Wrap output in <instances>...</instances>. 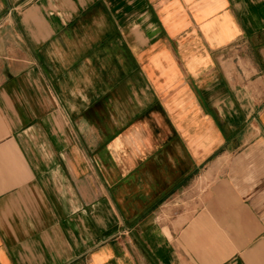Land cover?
Segmentation results:
<instances>
[{"label": "crops", "instance_id": "crops-1", "mask_svg": "<svg viewBox=\"0 0 264 264\" xmlns=\"http://www.w3.org/2000/svg\"><path fill=\"white\" fill-rule=\"evenodd\" d=\"M0 264H264V0H0Z\"/></svg>", "mask_w": 264, "mask_h": 264}]
</instances>
